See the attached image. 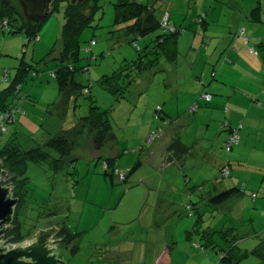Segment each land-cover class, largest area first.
Returning <instances> with one entry per match:
<instances>
[{"label": "rangeland", "instance_id": "obj_1", "mask_svg": "<svg viewBox=\"0 0 264 264\" xmlns=\"http://www.w3.org/2000/svg\"><path fill=\"white\" fill-rule=\"evenodd\" d=\"M204 1L144 0V4H155L157 19L162 21L169 14V24L182 28L183 32L178 37L177 60L171 62L161 55L157 67L142 73L140 65L149 59L145 55L147 45H154L161 29L141 38L130 36L134 41H128L129 37L123 35L124 25L115 24L119 0H101V7L93 12L91 26L80 36L79 64L87 66L88 72L77 77L89 87L90 93H80L76 98L64 97L52 74L61 65L64 5L42 24L38 40L29 41L25 33L10 32L8 27L0 30V92L16 79L21 65L32 66L18 81L19 91L12 100L13 122L4 123L6 130L0 134V146L14 140L20 149L32 151L59 137L74 144L69 161L60 172L49 161H28L22 174L25 184L23 190L19 189L24 194V203L18 211L21 230L30 235L35 228L59 218L66 221L71 232L84 233L76 241V252H71L73 245L71 250L61 245L68 264H196L204 257L208 258L207 264H219L216 250L207 249L199 255L203 249L194 247L201 242L204 233L200 232L207 228L220 232L215 235L220 248L228 251L237 244L236 253H247L233 264H262L254 250L264 237V209L254 203L264 202L263 145L252 148L257 143L251 144L252 140L246 145V138L240 133L244 137L242 144L226 152L228 132L222 126L228 116L219 112L201 117L189 112L187 102L191 99L189 94L197 88L194 87L197 76L206 72L210 77L222 63L229 61L226 57L229 46L224 53L221 50V55L220 50L207 48L209 35L204 29L223 33L230 25L244 26L232 31L237 33L249 22L263 36L264 0ZM258 6L262 11L261 22L257 23L252 21L250 12ZM203 12L207 13L208 25L201 22ZM249 47L259 49L254 43ZM88 48L90 52L86 51ZM227 78V90L232 92L238 81L236 76ZM220 79L211 83L225 81ZM91 107L107 111L116 136L101 150L95 149L90 131L82 124ZM159 108L163 111L159 112ZM199 132L208 136L199 137ZM153 133L158 136L148 141ZM172 136L180 137L192 147L204 141L209 148L208 156L191 154L185 161L174 160L169 164L163 149L171 143ZM235 156H242L241 161ZM108 159H115L116 168L123 175L139 160L142 166L123 183L117 175L106 176ZM225 162L233 169L231 177L223 179L218 170ZM199 177L201 185L215 183L219 191L222 186L224 190L234 188L233 181L239 182L237 188L244 192L219 210L200 203L202 221L195 211L192 219L185 204L191 193L197 195L192 188ZM187 178H191L190 184ZM159 187L166 193L158 194ZM15 189L14 186V194ZM175 196L177 199H173ZM53 213L57 218H53ZM196 223L199 232L191 233ZM227 229H234L235 234L224 235L222 231ZM121 251L134 253L129 260H122Z\"/></svg>", "mask_w": 264, "mask_h": 264}, {"label": "trees", "instance_id": "obj_2", "mask_svg": "<svg viewBox=\"0 0 264 264\" xmlns=\"http://www.w3.org/2000/svg\"><path fill=\"white\" fill-rule=\"evenodd\" d=\"M159 2V1H157ZM15 3L12 0H0V30H3L4 27H8L10 32L18 33L23 32L27 35L28 40H36L38 38L39 29L42 25H36L32 22L26 21L22 18L19 11L17 10ZM64 5V15L66 23L63 27V35H62V51L60 53V67L54 71L52 74L54 78H56L59 82V90L61 94L65 97H70L80 95L83 92L86 94L90 93V89L88 86H85L79 82L78 75L87 74L88 67L84 66L81 61V40L80 36L82 31L86 27H90V20L92 18L93 12L101 7V0H83L79 4H70L68 0H57L54 4L53 13L60 8V6ZM155 7V4H154ZM154 7L151 8L150 5L144 4L143 0H119V3L116 5V25H124L123 35L124 37L128 36L127 39L129 41L130 36H135L136 38L144 37L156 29H161L162 33L159 34L154 41L153 46H147L145 55L149 59L147 61H142L143 64L140 65L139 72H144L145 70H149L152 67H157L159 65V61L162 56H166L171 62L176 61L178 56L177 51V40L179 35L183 32L182 28H178L175 26L176 30L174 32L163 33V29L161 28V21L157 19L155 15ZM262 7L258 6L251 10L250 17L252 21L259 22L261 15ZM52 13V14H53ZM206 17V16H205ZM201 22L205 23L206 19L201 18ZM130 41H134V39H130ZM263 46H260L259 49H254L253 53H257L264 57V43ZM89 50V51H87ZM86 51L90 52L91 49L88 48ZM151 59V60H150ZM20 73L16 79L4 90L0 92V114L9 112L11 115L15 111L14 102L12 101L15 96H17V91L19 84L18 81L21 80L22 75L26 71H30L32 66L30 67L28 64L21 65ZM21 76V77H20ZM132 78H129L128 83L131 84ZM127 83V84H128ZM125 87H128L125 85ZM84 88V89H82ZM19 96V95H18ZM162 110V108H161ZM161 110H158L159 112ZM159 118L161 116L159 115ZM13 122V121H12ZM82 124L85 126L88 131H90L93 145L96 150L103 149L109 142L116 140L115 134L112 132V125H110V120L108 118L107 111H102L100 108L91 107L90 115L84 117ZM223 130L228 132L227 138L224 143V148L226 152L230 153L233 151L235 146L240 143V129L241 126H233L229 121L223 124ZM236 130L239 136L238 143H232L231 149L227 150V145L229 139L234 136L233 131ZM4 132L0 131V134ZM74 144L66 137H59L57 139L54 138L52 142H49L43 147H38L32 151H24L20 149L18 145L15 144L14 140H7L5 143H2L0 146V159L4 160V166L10 172L19 176L17 181L13 183L20 185V188H16L15 197L20 199L19 206L16 210L14 224L16 225V229L12 232L15 238V242H21L33 235L35 230L29 235L27 232L21 230V226L19 223V207H21L24 203L23 196L24 194L19 193V189L23 190V186L25 184V179H22V174L25 170V165L28 161H49L53 169L56 172H60L63 169L65 163L69 161V156L73 150ZM48 148V149H47ZM168 152L172 155L171 158L173 160L180 159L184 157L189 152L188 147L184 146L179 140H175L168 147ZM74 161V160H73ZM108 161V162H107ZM106 161L107 167H105L106 176H110L111 178L116 176V165L115 159H108ZM171 161V160H170ZM141 161L139 160L132 170L126 174L123 183H126L128 179L141 168ZM111 170V172L109 171ZM227 170L228 175H224L223 171ZM232 173V167L229 162L222 166L220 169V176L223 179L230 178ZM119 177V175H117ZM238 187V186H237ZM237 187L225 189L223 191L218 192H202L198 191L195 195V198H189V202L185 204V209L188 212V216L190 218L195 217V213L199 214L198 220L202 221V216L200 211H198V205L200 203L205 204L207 207L212 209H222L229 201L233 200L236 197H239L241 193L244 192ZM15 193V192H14ZM22 194V195H21ZM257 195H254L256 198ZM195 211V213H194ZM57 217V215H55ZM196 223L194 225V229L192 232H199V228ZM62 232L60 237L64 238L63 244L73 245V250L77 249L76 241L80 239L83 232H71L70 227L67 225L66 221H62L61 223ZM194 232V233H195ZM235 234L234 229H227L226 231H222L224 235ZM11 233V234H12ZM202 234L201 242L195 244V248H201L203 250L214 249L219 255V264H233L234 260L241 259L245 256L246 252L236 253L235 249H237V244L231 246L228 251L220 248L218 246V241L215 240V235L220 233L214 229L207 228L205 231L200 232ZM10 234V236H11ZM263 235V234H262ZM237 239L234 238L236 242ZM219 247V250H217ZM76 252V251H74ZM254 252L261 258L262 264H264V241H262L261 245L257 247Z\"/></svg>", "mask_w": 264, "mask_h": 264}, {"label": "crops", "instance_id": "obj_3", "mask_svg": "<svg viewBox=\"0 0 264 264\" xmlns=\"http://www.w3.org/2000/svg\"><path fill=\"white\" fill-rule=\"evenodd\" d=\"M204 2L207 3L208 0H205ZM148 5H150L151 8L154 7L151 4ZM200 18L202 19L205 18L206 19L205 24L208 25L207 24L208 18L206 12H203ZM259 22H261V18ZM246 24L247 25L245 29L238 31L237 33H232V31L237 30L238 28L244 26L230 25L228 27H225L226 31L223 33H217L212 30H209L208 32V29H206L207 31H205L204 29V33L205 34L208 33L209 35L210 44L207 48H214L215 52L220 50V55H221V50H223L224 53L226 48L229 46L228 48L229 52L226 51L227 53L226 57L229 59V61H225L224 63H222L218 68L217 72L213 71V74L210 77H207L206 72L202 73L200 76H197L198 83L197 85H194V87L197 88L196 90H193V92L189 94L191 99L187 102V106L189 112L199 113L201 114V117L212 115L213 113L219 114V112H224L225 115L228 116L227 121H229L233 126H237L238 124L239 126H241L240 133L243 134L244 137L246 138L245 140L246 145L249 144V142L252 140L251 144L255 143V141L257 142L252 146V148L255 145L257 146L263 145L262 147L264 149V57L257 53H251L250 52L251 47H249L252 43H254L255 46H257L258 48L260 46H263L262 44L264 43V35L263 36L259 35L258 29L255 27L251 28L249 22H247ZM247 34H249L248 36L250 37L245 38L247 37ZM147 46H151V45H147ZM177 51L179 56V39L177 40ZM229 76H236L237 80L235 81H238L239 84L236 89L235 87H233L234 89L232 88L233 89L232 92L227 90L226 82L229 81V79L227 78ZM217 78H221L220 80H225V81H222L221 84L211 83L212 80H216ZM208 85L209 88L206 89ZM242 89L243 91H241ZM203 94H208L212 96V100L210 102L203 100L202 99ZM196 105H197L196 111H192L191 109L194 108ZM211 109H213L214 112H211ZM162 111L163 109L160 112ZM175 122H177V120H175ZM180 127L184 128L185 126H180ZM222 127H224V125ZM198 135L199 137L200 136L202 137L203 134L199 132ZM203 136H208V135H203ZM244 137L241 138L240 144H242V140ZM171 138H172L171 143H173L175 140H179L184 146L188 147L189 149V152L186 155H183L185 157H182L175 161H185L189 156H191V154L192 156H196V155L208 156V153L206 151L209 148L207 146V143H205L204 141H201L200 143H197L195 147H192L189 146L187 143L185 144L180 137L172 136ZM148 141H150V139H148ZM169 145L165 146L163 152L166 153V155L168 156L169 164H172L170 162H173L174 160L171 158L172 155L168 152ZM235 157L240 161L242 159V156H235ZM235 157H232V159L235 160ZM254 161H256V159H254ZM226 163L227 162H225L224 164ZM253 167H251L250 169H252ZM262 167H260V169ZM218 173H219V177L221 178L220 170H218ZM208 175L210 176L209 173ZM200 181H201V177L197 179L196 186L192 188L194 193L198 191L206 192V190L207 192H211V193L219 191L218 185L216 186L215 183L213 184L207 183L208 185L203 186L200 184ZM186 182L190 184L192 182L191 178H187ZM238 184L239 182L235 183L233 181V185H235L236 187L238 186ZM172 189L173 187L171 186V189L169 190L172 191ZM175 190L178 189L176 188ZM223 190L224 187L222 186V188H220V191ZM161 192L166 193L164 188L159 187L158 194H160ZM180 192H184V190L181 189ZM192 194L193 193H191V198H195V196H192ZM160 199L161 198L158 196L157 200L160 201ZM173 199H177V197L175 196ZM181 203H183L182 200ZM254 204L256 207L264 209V202H259V203L256 202ZM155 219L156 217L153 218V220ZM113 229H115V227H113L112 230ZM263 241H264V237H263ZM121 253L123 254V256L120 257L119 259L129 260L130 257L132 256V253L134 252L128 254V252L121 251ZM203 253H205V250L199 252V255H203ZM161 261L162 259L159 260V262ZM207 262H208V258L204 257L202 258V260L196 261V264H207Z\"/></svg>", "mask_w": 264, "mask_h": 264}, {"label": "water", "instance_id": "obj_4", "mask_svg": "<svg viewBox=\"0 0 264 264\" xmlns=\"http://www.w3.org/2000/svg\"><path fill=\"white\" fill-rule=\"evenodd\" d=\"M12 1L23 19L42 25L52 15L57 0ZM68 1L72 5L83 0ZM18 179L19 176L9 170L0 172V264H68L60 249L64 241L60 237L63 219L46 222L21 242H15L14 236H10L16 229L14 220L20 203L12 185Z\"/></svg>", "mask_w": 264, "mask_h": 264}, {"label": "built area", "instance_id": "obj_5", "mask_svg": "<svg viewBox=\"0 0 264 264\" xmlns=\"http://www.w3.org/2000/svg\"><path fill=\"white\" fill-rule=\"evenodd\" d=\"M203 17H205V16H203ZM161 28L163 29V33L174 32L176 30L175 26H173V25L171 26L169 24V14H166L164 16L163 20L161 21ZM242 34H243V32H242ZM36 40H38V38ZM92 43H94V42H92ZM87 51H89V50H87ZM250 52L253 53L254 48H250ZM202 99L210 102L212 100V96H210L208 94H203ZM196 108H197V105L194 108H192V110H196ZM159 110H161V108H159ZM14 113H15V111L13 112L12 115L9 112L0 114V131L1 132H4L6 130V126L4 123H11L13 121ZM233 135L234 136H232L228 141V145H227L228 151L231 149L232 143H238V141H239V136H238L236 130L233 131ZM157 136H158L157 133H153L152 136L149 138L150 141H153ZM105 166L107 167V164H105ZM228 173L229 172L227 170L223 171V174L225 176L228 175ZM116 174L119 175V178L121 179V181L124 180L126 177V175L121 174L118 170L116 171Z\"/></svg>", "mask_w": 264, "mask_h": 264}, {"label": "flooded vegetation", "instance_id": "obj_6", "mask_svg": "<svg viewBox=\"0 0 264 264\" xmlns=\"http://www.w3.org/2000/svg\"><path fill=\"white\" fill-rule=\"evenodd\" d=\"M192 110V109H191ZM192 111H196V110H192ZM154 141V140H153ZM5 160V159H4ZM4 160H2V159H0V172H2L3 170H8L7 168H5V166H4ZM14 184V186H15V188H20L19 186L20 185H17V184H15V183H13ZM53 215H57L56 213H53ZM53 218H57V217H53ZM63 247H65L66 248V250H68V249H70V247H71V245H66V243H64L63 244ZM72 248V250H71V252H74L75 250H73V247H71Z\"/></svg>", "mask_w": 264, "mask_h": 264}]
</instances>
